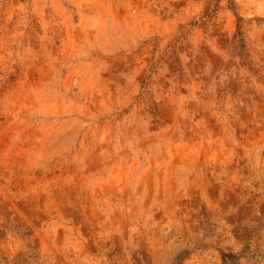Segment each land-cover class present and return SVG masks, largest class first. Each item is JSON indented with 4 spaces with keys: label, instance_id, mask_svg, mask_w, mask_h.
Segmentation results:
<instances>
[{
    "label": "rangeland",
    "instance_id": "374dc122",
    "mask_svg": "<svg viewBox=\"0 0 264 264\" xmlns=\"http://www.w3.org/2000/svg\"><path fill=\"white\" fill-rule=\"evenodd\" d=\"M0 264H264V0H0Z\"/></svg>",
    "mask_w": 264,
    "mask_h": 264
}]
</instances>
